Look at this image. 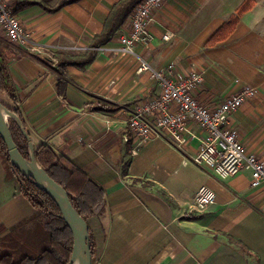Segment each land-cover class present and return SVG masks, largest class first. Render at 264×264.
Instances as JSON below:
<instances>
[{
	"label": "crops",
	"instance_id": "0c3cea01",
	"mask_svg": "<svg viewBox=\"0 0 264 264\" xmlns=\"http://www.w3.org/2000/svg\"><path fill=\"white\" fill-rule=\"evenodd\" d=\"M42 1L13 13L29 43H14L18 52L7 67L33 146L50 145L104 189L105 211L92 217L94 264H264V187L250 185L249 171L218 178L194 161L197 139L182 148L161 136L124 140L130 107L158 89L139 63H172L177 74H201L194 96L209 108L244 85L256 89L231 113L229 126L264 161V6L253 0L228 37L210 43L243 0H165L152 14L149 45L121 52L118 37L129 30L128 19L81 69L69 61L62 67L56 54L88 49L118 0ZM166 32L171 37L163 41ZM0 36L8 40L1 26ZM100 102L116 109L93 111ZM201 185L215 201L191 213ZM32 212L0 164V224L8 228Z\"/></svg>",
	"mask_w": 264,
	"mask_h": 264
},
{
	"label": "trees",
	"instance_id": "16d2710c",
	"mask_svg": "<svg viewBox=\"0 0 264 264\" xmlns=\"http://www.w3.org/2000/svg\"><path fill=\"white\" fill-rule=\"evenodd\" d=\"M140 0H118L112 6L103 23L102 30L90 42L88 49L75 56L56 54L61 66L65 61L83 69L94 57L96 47L107 42L129 19L133 7ZM62 1L61 3H65ZM43 4V1L15 0L7 9L12 13L30 4ZM58 4L56 7L61 5ZM253 0H243L210 38V43L223 40L235 28L241 13L252 7ZM55 7V8H56ZM20 48V47H19ZM18 52V46L0 36V104L23 122L20 99L9 77L7 59ZM116 109L100 102L93 111ZM9 130L20 154L30 159L26 137L15 120L9 118ZM33 155L46 173L68 193L69 200L88 225L92 264L97 255L92 217L105 211L104 189L94 182L83 170L50 145L41 143L34 147ZM0 164L5 172V180L15 185V192L26 198L33 212L10 227L0 224V264H68L72 252V233L62 218L59 207L53 199L40 189L30 177L23 175L11 164L7 146L0 137ZM140 181V178H135ZM236 243H240L235 240ZM241 248L243 245H239Z\"/></svg>",
	"mask_w": 264,
	"mask_h": 264
},
{
	"label": "built area",
	"instance_id": "2783aa9c",
	"mask_svg": "<svg viewBox=\"0 0 264 264\" xmlns=\"http://www.w3.org/2000/svg\"><path fill=\"white\" fill-rule=\"evenodd\" d=\"M165 0H140L132 9L128 31L120 33L119 48L122 52L134 53L138 45L147 46L154 34L150 29L152 14ZM0 26L12 43L26 46L29 37L19 19L0 0ZM171 34L162 35L168 41ZM139 71H149L157 83L154 95L142 102H135L125 120L127 134L134 139L148 140L167 137L176 148H182L189 140H198L194 161L211 171L220 179H227L247 170L252 187H264V161L246 149L237 131L229 126L231 113L246 100L253 97L256 89L249 85L226 96L214 107L198 101L194 91L202 81L197 71L186 75L177 74L172 63L153 68L141 61ZM196 125L202 134L192 127ZM215 201V193L207 186L198 187L189 211L199 213Z\"/></svg>",
	"mask_w": 264,
	"mask_h": 264
},
{
	"label": "water",
	"instance_id": "95a60500",
	"mask_svg": "<svg viewBox=\"0 0 264 264\" xmlns=\"http://www.w3.org/2000/svg\"><path fill=\"white\" fill-rule=\"evenodd\" d=\"M9 118L17 122L28 141L30 150L29 160L20 154L11 137L8 125ZM0 137L7 146L11 164L17 167L23 175L32 178L35 184L44 190L59 207L61 216L68 225L73 238L72 252L68 264H92L87 223L71 204L67 191L55 182L37 163L33 155L34 146L21 120L16 115L7 111L1 104Z\"/></svg>",
	"mask_w": 264,
	"mask_h": 264
},
{
	"label": "rangeland",
	"instance_id": "374dc122",
	"mask_svg": "<svg viewBox=\"0 0 264 264\" xmlns=\"http://www.w3.org/2000/svg\"><path fill=\"white\" fill-rule=\"evenodd\" d=\"M259 1V4L260 5H262V6H264V0H258ZM257 9H259L260 7H256ZM162 40H163V38H162ZM164 41V40H163ZM145 47V46H144ZM136 51V50H135ZM135 51H134V53L133 54H135ZM122 52V51H121ZM123 53V52H122ZM137 54H139L138 52H137ZM140 64H141V62L139 63V66H140ZM151 65V64H150ZM152 67V66H151ZM148 72V71H147ZM151 75V74H150ZM8 123H9V120H8Z\"/></svg>",
	"mask_w": 264,
	"mask_h": 264
}]
</instances>
